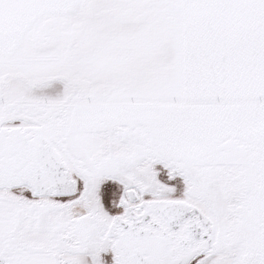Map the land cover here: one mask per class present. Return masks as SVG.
<instances>
[{
    "label": "snow or ice",
    "instance_id": "obj_1",
    "mask_svg": "<svg viewBox=\"0 0 264 264\" xmlns=\"http://www.w3.org/2000/svg\"><path fill=\"white\" fill-rule=\"evenodd\" d=\"M0 264H264V0H0Z\"/></svg>",
    "mask_w": 264,
    "mask_h": 264
}]
</instances>
